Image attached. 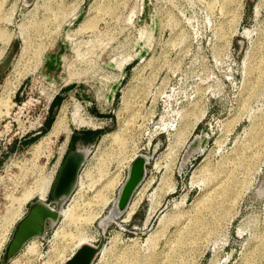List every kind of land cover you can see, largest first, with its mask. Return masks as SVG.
Masks as SVG:
<instances>
[{
    "label": "rangeland",
    "instance_id": "1",
    "mask_svg": "<svg viewBox=\"0 0 264 264\" xmlns=\"http://www.w3.org/2000/svg\"><path fill=\"white\" fill-rule=\"evenodd\" d=\"M0 33V95L17 86L9 117L0 116V222L70 150L85 148L63 209L114 179L111 201L85 229L106 248L91 264H264V0H0ZM63 106L64 154L65 133L35 152ZM75 108L96 125L75 129ZM163 122L173 129L160 131ZM133 153L147 158L126 204L137 209L103 230ZM56 176L45 201L25 203L0 264L13 263L5 253L26 211L52 205ZM62 222H48L14 264H60Z\"/></svg>",
    "mask_w": 264,
    "mask_h": 264
},
{
    "label": "bare ground",
    "instance_id": "2",
    "mask_svg": "<svg viewBox=\"0 0 264 264\" xmlns=\"http://www.w3.org/2000/svg\"><path fill=\"white\" fill-rule=\"evenodd\" d=\"M83 26H87L86 23H84ZM83 26H81L80 28L82 29ZM80 28H79V31H80ZM2 37H4V35L2 33H0V38H2ZM3 40H5V39H3ZM9 40L6 41V45L9 43ZM64 82H69V80H65ZM16 87L17 86L15 85L14 81H12L11 83L7 82V84L4 86L3 94L0 95V116L2 114H4L6 117H9L10 113L8 110V104L11 101V98L13 97V94L16 90ZM56 94H57V92L53 91L50 95L47 96L48 104L52 101V99L55 97ZM48 104H47V107H48ZM1 109H4L5 112L2 113L3 110L1 111ZM67 116L68 115H67L66 110L63 106L61 111L57 114V117H55V119H54L55 121L52 124L50 130L34 146L35 152L40 149V147L42 146L44 141L49 140L51 138H55L58 135H60L61 133H65L66 134V141L64 142V144L62 145V148H61V154L62 155L64 154L65 149H66L67 140H68L70 133H71V130L69 129L68 123H67L68 122ZM72 121H73V124L76 125L75 129H79L82 127H90V126L96 125V123L93 122V120L91 118H85L83 116V114H81V111L78 108H75V110L72 114ZM172 127H173V125L163 122L160 126V131L165 130V132H167ZM111 137H112L113 142L116 141L115 143H117L118 136L116 134H112ZM198 147L199 146L197 145L193 148L197 149ZM78 149H80V148H78ZM80 150L85 154V156H87V153H88L87 149L84 148V149H80ZM138 157L139 156L136 155L135 153L130 155V157H127L128 158L127 161L128 160L131 161V163H130V165H128V167L131 166L132 162ZM60 158H62V157H60ZM142 158H143L144 162L146 163L147 158H144V157H142ZM124 159L126 160V157ZM127 161L125 162V164L127 163ZM60 164H61V161L58 163L57 169L61 166ZM57 169L55 171H53V174H52L53 176H55L58 173ZM52 175L49 174L48 176L41 178L40 181L38 180V182L35 183L36 185L34 187H31L29 190H26L23 193V195L20 196L19 198L14 199V203L12 202V204H10L9 207H7L8 209L6 208L7 212L5 211V214L1 217L2 221L0 222V252L2 250L3 244L6 241L7 235L10 232V229L12 228L13 224L15 223V221L17 219H20L21 216L24 214L22 212V208H23V211H25V209H24L25 203L28 202L33 197H36L41 202L46 200V198L48 196L49 189L51 188V184L53 182V176ZM79 178H80V176L78 173V178H77L75 188L78 186V184L80 185ZM113 181H114V179L113 180H107L106 182H104V184H102V187L94 195L92 200L90 199L87 203H84V204L74 203L71 207L69 206L66 209H63V207L60 208V211H59L60 215L59 216L63 217L62 225L64 223L65 227H63L62 229H60L56 232V234H55V239H56L55 241L56 242L55 243L58 245L54 244V251L56 253V254L54 253L55 258L58 260V262L60 264H64L81 246L93 245V243L96 241L95 235L87 233V231L85 229H87V227L92 226V224L96 221V219L101 214L103 208L111 201L109 199L107 193H108V188L113 187ZM121 188H120V190H121ZM120 190H119V192H120ZM208 198H210L209 195H208ZM208 198H206V199H208ZM126 204L123 207L119 206V194H118V197L116 199H114V201L112 202V208L109 210L108 215L105 216V218H103V220L100 222V226H101V228H103V230L105 229V227L110 222H112L116 218H118V215H120L124 211ZM137 205H138V203H136V202H133V203L130 202L128 204V206L126 207V210L123 213L124 214V221H127V220L129 221V219L135 213V211L137 209ZM52 223H55V222H52ZM36 238L37 237L31 238L25 243V245H27V249L29 250V252H34L36 250V248H37ZM149 238L150 237H148V240H149ZM154 239H155V237H154ZM152 241H153V239H152ZM151 243H154V242H151ZM104 252H106V248L103 247V248H101L100 253H104ZM17 255H18V253H17ZM17 255H15L11 259V260H13L12 264L15 263V259H16ZM52 263L53 262H48V264H52Z\"/></svg>",
    "mask_w": 264,
    "mask_h": 264
},
{
    "label": "water",
    "instance_id": "3",
    "mask_svg": "<svg viewBox=\"0 0 264 264\" xmlns=\"http://www.w3.org/2000/svg\"><path fill=\"white\" fill-rule=\"evenodd\" d=\"M85 158V154L78 148L66 154L52 186V205L39 203L29 208L12 235L6 249V258L10 259L19 253L29 239L41 237L48 222L58 221L60 208L72 194ZM145 164L141 156L132 162L128 176L119 192L120 207L127 203L132 191L142 179ZM101 246V244L83 245L64 264H91L100 252Z\"/></svg>",
    "mask_w": 264,
    "mask_h": 264
},
{
    "label": "trees",
    "instance_id": "4",
    "mask_svg": "<svg viewBox=\"0 0 264 264\" xmlns=\"http://www.w3.org/2000/svg\"><path fill=\"white\" fill-rule=\"evenodd\" d=\"M56 98H54V100H53V102L52 103H55L56 102V100H55ZM52 105V104H51ZM52 124H53V121L52 120H50V122H48V123H46V126L48 125V127H46L47 129H48V131L50 130V128H51V126H52ZM47 131V132H48ZM46 132V133H47Z\"/></svg>",
    "mask_w": 264,
    "mask_h": 264
},
{
    "label": "built area",
    "instance_id": "5",
    "mask_svg": "<svg viewBox=\"0 0 264 264\" xmlns=\"http://www.w3.org/2000/svg\"><path fill=\"white\" fill-rule=\"evenodd\" d=\"M55 98V97H54ZM54 98L52 99V101L48 104V107H47V109H49V106H51V104H52V102H53V100H54ZM26 213H27V211H26ZM26 215V214H25ZM10 235H11V229H10V232L8 233V235H7V239L6 240H8L9 239V237H10ZM5 243V242H4ZM4 245V244H3Z\"/></svg>",
    "mask_w": 264,
    "mask_h": 264
},
{
    "label": "crops",
    "instance_id": "6",
    "mask_svg": "<svg viewBox=\"0 0 264 264\" xmlns=\"http://www.w3.org/2000/svg\"><path fill=\"white\" fill-rule=\"evenodd\" d=\"M53 104H54V103H52V105H51V106H53Z\"/></svg>",
    "mask_w": 264,
    "mask_h": 264
}]
</instances>
